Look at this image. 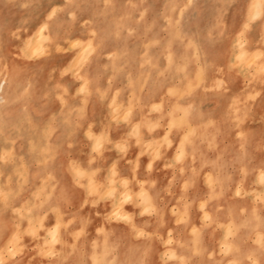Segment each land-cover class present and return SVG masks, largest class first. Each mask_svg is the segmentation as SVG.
Wrapping results in <instances>:
<instances>
[{
	"label": "rangeland",
	"instance_id": "374dc122",
	"mask_svg": "<svg viewBox=\"0 0 264 264\" xmlns=\"http://www.w3.org/2000/svg\"><path fill=\"white\" fill-rule=\"evenodd\" d=\"M263 41L264 0H0V264H264Z\"/></svg>",
	"mask_w": 264,
	"mask_h": 264
},
{
	"label": "bare ground",
	"instance_id": "6f19581e",
	"mask_svg": "<svg viewBox=\"0 0 264 264\" xmlns=\"http://www.w3.org/2000/svg\"><path fill=\"white\" fill-rule=\"evenodd\" d=\"M250 20H251V19H250ZM247 21H248V20H247ZM247 21H246V22H247ZM246 22H245V23H246ZM46 27H47V25L43 26V28H42V30H43V32H42V38H43V39L47 38V35H46L45 32H44V31L46 30ZM262 40H263V39H262ZM261 42H262V41H261ZM263 42H264V41H263ZM36 45H37V44H36ZM91 48H92V47H91ZM251 67H252V66H251ZM77 70H78V69H77ZM5 75H6V74H5ZM5 82H6V81H5L4 78H2V79L0 80V96H1V97H4V93H5V92H4V88H3V87H4V85H5ZM190 86H191V85H190ZM160 96H161V95H160ZM161 99H162V98H161ZM157 101H158V100H157ZM154 104H155V103H154ZM157 108H158V107H157ZM119 119H120V117H119ZM235 132H236V131H235ZM190 149H191V148H190ZM242 195H243V194H242ZM232 226H233V225H232ZM262 233H263V232H262ZM260 234H261V233H260ZM57 251H58V250H57ZM58 252H59V251H58ZM176 255H177V254H176ZM182 255H183V254H182ZM62 259H63V258H62ZM119 263H120V262H119ZM119 263H118V264H119Z\"/></svg>",
	"mask_w": 264,
	"mask_h": 264
},
{
	"label": "crops",
	"instance_id": "0c3cea01",
	"mask_svg": "<svg viewBox=\"0 0 264 264\" xmlns=\"http://www.w3.org/2000/svg\"><path fill=\"white\" fill-rule=\"evenodd\" d=\"M262 29L263 27H253L252 33L250 34L252 41L258 39Z\"/></svg>",
	"mask_w": 264,
	"mask_h": 264
}]
</instances>
